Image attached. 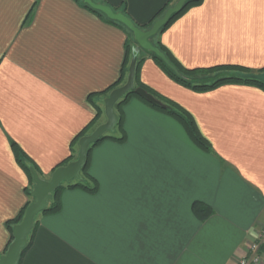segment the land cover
<instances>
[{"label": "crops", "instance_id": "1", "mask_svg": "<svg viewBox=\"0 0 264 264\" xmlns=\"http://www.w3.org/2000/svg\"><path fill=\"white\" fill-rule=\"evenodd\" d=\"M93 1L149 30L179 0ZM83 2L0 0V258L11 240L8 223L34 203L16 150L49 180L70 156L78 158L74 141L98 109L87 135L106 122L104 92L128 78L127 30ZM157 41L189 71L261 73L264 0H202ZM230 71L211 72L213 82ZM211 73L192 81L205 85L201 76ZM136 74V87L192 117L209 150L176 119L131 98L119 113L118 140L90 153L96 192L63 185L61 210L36 217L21 264H237L264 228V89L224 83L195 90L148 53L139 54ZM196 203L209 206L211 217L197 218Z\"/></svg>", "mask_w": 264, "mask_h": 264}, {"label": "water", "instance_id": "2", "mask_svg": "<svg viewBox=\"0 0 264 264\" xmlns=\"http://www.w3.org/2000/svg\"><path fill=\"white\" fill-rule=\"evenodd\" d=\"M83 1L90 8L102 13L108 19L122 24L133 34L137 45L133 48L128 78L124 85L112 90L109 96L104 100L106 122L98 126L91 134L80 139V150L77 160L66 166L57 168L49 180L42 179L35 169L31 170L35 184L31 193L35 202L27 208L22 222L14 226V241L9 246L7 253L0 258V264H19L21 253L28 245V236L34 229L36 217L48 208L49 202L53 200V193L64 183L71 184L74 181H81V173L87 165L90 147L97 144L103 137L108 136V134L113 133L117 129L120 117L115 108L123 97L133 92L150 104L164 106L160 100L145 89L136 87L135 78L138 56L141 50L154 53L165 61L167 65L173 68L167 57L155 48L150 40L166 27L175 15L181 13L186 4L191 0H179L174 6L170 7L165 15L157 20L149 30L140 29L125 14L116 13L110 6L97 4L93 0Z\"/></svg>", "mask_w": 264, "mask_h": 264}, {"label": "trees", "instance_id": "3", "mask_svg": "<svg viewBox=\"0 0 264 264\" xmlns=\"http://www.w3.org/2000/svg\"><path fill=\"white\" fill-rule=\"evenodd\" d=\"M173 1V0H171ZM200 3H202V0H191L189 1L184 10L175 15L170 23L164 27L158 34H161L173 21H175L178 17H180L182 14H184L189 8L199 5ZM83 6L88 8L89 10L99 14L100 16L104 17L108 22L116 24V25H120L122 27H124L128 34H129V38H128V42L126 43L127 45V55H128V59H131L132 55H133V41H134V37L133 34L122 24L112 21L110 19H108L107 17H105V15H103L102 13L93 10L92 8H90L88 5H86L83 2ZM155 48H157L160 52H162L168 59V61L170 62V65L173 66L170 67L169 65H167L165 63V61H163L160 57H158L156 54L148 52V54L156 61V63L164 70V72L174 81L186 86V87H192L195 90H208V89H212L216 86H219L220 84H224V83H246V84H253V85H257L260 86L264 89V82H260L257 79L254 78H249L247 77V73H250V70H247L246 68H241V67H218L215 69H211V70H194V71H189L186 70L184 68H182L177 62L176 60L169 54V52L166 50V48L161 45V43H159L158 41L153 45ZM139 58V56H138ZM222 69H226V70H231V71H240V72H244L245 75L244 76H234V77H226V78H220L217 79L214 83H211L209 85H200V84H195L193 83L192 79L198 75L199 73H211L213 71H218V70H222ZM262 72H264V70H262ZM127 71H125V75H126ZM194 75V76H193ZM190 76H193L190 78ZM125 76H122V79L120 80V82H118L115 86L111 87L109 90H107L106 92H104V95H108L113 89H115L116 87H118L120 85V83L123 81ZM136 78H137V74H136ZM141 88L145 89L147 92H149L150 94H152L153 96H157L158 98H160L157 94H155L152 90H150L149 88L145 87L144 85L140 86ZM137 98L139 100H141L142 102H144L145 104H147L148 106L163 112L169 116H171L172 118L176 119L186 130L187 134L190 136L191 140L194 142V144L196 146H198L199 148L203 149V150H209L210 144L208 143V141L199 133L192 117L185 111L183 110L181 107H179L178 105H176L175 103H172L170 101H167V104H165V106H156L153 104H150L149 102H147L144 99H141L140 97H138L135 93L131 92L128 95H126L125 97H123V99H121V101L117 104L116 108L118 110V115L120 117V121L117 125V129L119 131H121L123 133V117L122 114H119L122 110V107L131 99V98ZM162 99V98H161ZM165 100V99H164ZM101 115V111L98 109V113L96 118L93 120L92 123H90V125L80 134V136L76 139V141H74V144L78 143L79 140L86 136L87 133L89 131L92 130V128L96 125L97 123V119L100 117ZM98 127V126H97ZM96 127V128H97ZM95 128V129H96ZM94 129V130H95ZM93 132V131H92ZM118 140L112 136H105L103 137L100 142H98L97 144H94L90 147L89 153H88V160H87V165L85 167V169L83 170V172L81 173L82 180L81 181H76L75 183H71L68 185V188L70 189H75V188H79V189H83L88 191L89 193H95L96 192V182L93 178L90 177V175L88 174V169H89V160H90V153L92 151L93 148H95L98 144H100L101 142H103L104 140ZM125 140L124 136L122 137V139H120L119 141H123ZM72 144V146L74 145ZM16 156H17V161L20 164V166L26 171V173L29 175V178L31 180V183L33 185L34 181H33V176H32V169H35L38 174L39 170L37 169L36 166H34V164H32L31 160H29V158L19 149L16 150ZM74 157L70 156L63 164H61L60 166H58L57 168L61 167V166H66L69 163L73 162ZM77 160V159H76ZM75 161V160H74ZM55 168L52 173L55 172V170L57 169ZM89 179L91 181L94 182V187L90 188L89 185L85 184L83 181L84 179ZM64 189V186L62 185L61 187H59V189H57L54 193H53V200L49 202L48 208L42 212L41 214L43 215H51V214H55L58 213L61 210V200H60V193L61 191ZM32 191L28 192V195L32 197ZM32 203H27V205L25 206V208L23 209V211L20 213V215L13 221H10L8 223V227L11 233V240H10V244L9 246L12 244V242L14 241V236H13V228L14 226L20 224L25 216V212L27 210V208L31 205ZM193 211L194 214L196 215L197 218H199L201 221H205L206 219H208L209 217H211V215L213 214L212 209L202 203H196L193 206ZM36 226V224H35ZM33 231L31 232V234L28 236V245L27 247L22 251L21 253V259L19 264H21L22 261V257L24 255V253L27 251V249L29 248L30 244H31V238L33 236V233L35 231V227ZM9 248V247H8ZM8 249L6 250L5 253H7Z\"/></svg>", "mask_w": 264, "mask_h": 264}, {"label": "rangeland", "instance_id": "4", "mask_svg": "<svg viewBox=\"0 0 264 264\" xmlns=\"http://www.w3.org/2000/svg\"><path fill=\"white\" fill-rule=\"evenodd\" d=\"M174 2V1H173ZM178 2V1H177ZM177 2H175L174 3V5L177 3ZM173 5V6H174ZM147 30V29H146ZM158 35L159 34H157L155 37H153L150 41H151V43H152V45H154L156 42H157V37H158ZM134 42H135V40L133 41V44H134ZM140 53H142V54H144V53H148L147 51H145V50H141V52ZM133 56V55H132ZM227 74H229V76H227V77H234V76H244L245 75V73L244 72H240V71H230V73H227ZM194 76V75H193ZM193 76H190V78L191 77H193ZM198 77V76H197ZM212 77H213V75H212V73L211 74H209V75H206V76H204V77H202L201 76V78H204V79H201V80H203L202 82H204V84L205 85H209L208 83L210 82V83H212L214 80L212 79ZM247 77H249V78H254V79H257V80H259L260 82H264V72H261V73H257V74H253L252 72H250V73H247ZM194 78H196V76L194 77ZM212 81V82H211ZM214 83V82H213ZM103 111H104V113H103V115H105V106L103 107V109H102ZM115 110H116V112L118 113V110H117V108H115ZM120 132H119V130L118 129H116L113 133H110V134H108V136H113V135H115V134H119ZM91 134V133H90ZM80 141V140H79ZM74 148H75V150L76 151H78V148H79V142H78V144H76L75 146H74ZM76 181H74L73 183H75ZM65 184H67V183H64L63 185H65ZM32 200L35 202V199L34 198H32ZM255 241H256V239H255ZM254 241V242H255Z\"/></svg>", "mask_w": 264, "mask_h": 264}, {"label": "built area", "instance_id": "5", "mask_svg": "<svg viewBox=\"0 0 264 264\" xmlns=\"http://www.w3.org/2000/svg\"><path fill=\"white\" fill-rule=\"evenodd\" d=\"M263 250L264 228L256 238V241L250 244L248 254L245 257L238 259L237 264H260Z\"/></svg>", "mask_w": 264, "mask_h": 264}]
</instances>
